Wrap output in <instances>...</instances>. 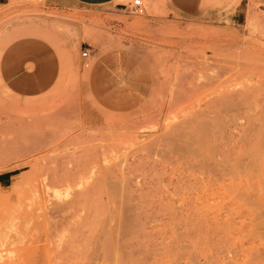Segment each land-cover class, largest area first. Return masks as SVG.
I'll list each match as a JSON object with an SVG mask.
<instances>
[{"label": "rangeland", "instance_id": "374dc122", "mask_svg": "<svg viewBox=\"0 0 264 264\" xmlns=\"http://www.w3.org/2000/svg\"><path fill=\"white\" fill-rule=\"evenodd\" d=\"M142 1L0 0V264H264V0Z\"/></svg>", "mask_w": 264, "mask_h": 264}, {"label": "crops", "instance_id": "0c3cea01", "mask_svg": "<svg viewBox=\"0 0 264 264\" xmlns=\"http://www.w3.org/2000/svg\"><path fill=\"white\" fill-rule=\"evenodd\" d=\"M57 5H72L77 7H110L127 6L118 0H51ZM157 1V0H154ZM240 0H236L238 3ZM201 0H168V7L184 17L199 12ZM236 3V4H237ZM239 6V5H238ZM112 60L99 70L100 88L104 98L117 106L134 103L142 97L148 87V67L139 54L133 50L116 51ZM5 173L0 174V181Z\"/></svg>", "mask_w": 264, "mask_h": 264}, {"label": "built area", "instance_id": "2783aa9c", "mask_svg": "<svg viewBox=\"0 0 264 264\" xmlns=\"http://www.w3.org/2000/svg\"><path fill=\"white\" fill-rule=\"evenodd\" d=\"M126 8L135 13V14H142L145 12V5L142 0H132L131 4L129 6H126ZM82 57L88 56V50H83L81 52Z\"/></svg>", "mask_w": 264, "mask_h": 264}, {"label": "bare ground", "instance_id": "6f19581e", "mask_svg": "<svg viewBox=\"0 0 264 264\" xmlns=\"http://www.w3.org/2000/svg\"><path fill=\"white\" fill-rule=\"evenodd\" d=\"M158 7V6H157ZM156 8V7H155ZM10 120H12V119H10ZM19 120V119H18ZM17 120V121H18ZM19 122H21V121H19ZM13 124V123H12ZM22 124V123H21ZM23 125V124H22ZM42 133V132H41ZM51 142V141H50ZM42 152V151H41ZM41 152H39V153H41ZM47 153V152H46ZM36 154H37V152H36ZM35 158H37V157H35ZM28 164H30L29 162H28ZM25 164H21V165H18V166H24ZM66 207V206H65Z\"/></svg>", "mask_w": 264, "mask_h": 264}]
</instances>
